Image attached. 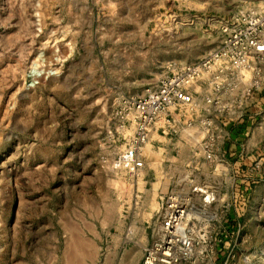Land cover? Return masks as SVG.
<instances>
[{
    "label": "rangeland",
    "instance_id": "374dc122",
    "mask_svg": "<svg viewBox=\"0 0 264 264\" xmlns=\"http://www.w3.org/2000/svg\"><path fill=\"white\" fill-rule=\"evenodd\" d=\"M263 6L0 0V264H107L111 237L143 258L139 248L157 238L164 200L141 196L135 177L112 169L130 135L128 104L215 49L220 19ZM33 63L44 76L28 89ZM253 159L258 171L264 146ZM263 198L253 203V223H264ZM257 236L264 241V231ZM111 258L118 264L120 254Z\"/></svg>",
    "mask_w": 264,
    "mask_h": 264
},
{
    "label": "crops",
    "instance_id": "0c3cea01",
    "mask_svg": "<svg viewBox=\"0 0 264 264\" xmlns=\"http://www.w3.org/2000/svg\"><path fill=\"white\" fill-rule=\"evenodd\" d=\"M253 68L256 71L248 75L226 74L222 92H213L203 83L193 87L195 105L170 109L142 149L143 168L135 183L143 189L136 190L162 202L169 193L178 194L207 232L206 242L197 247L190 264H264V241H257L264 223H253L250 216L256 196H264L263 161L258 171L253 168L254 148L264 146L257 136L264 132V57ZM254 83L256 88L247 97ZM132 114L127 141L134 136L133 110ZM202 121H210L209 128ZM210 136L214 143L206 159L203 144ZM206 196L213 200L207 202ZM263 203L264 198L261 208ZM160 208L161 213L163 204ZM157 212L150 217L157 218ZM150 217L143 221L150 223ZM129 223L140 225L137 220ZM110 244L107 264H114V254H120L118 264H141L139 251L125 249L121 238L111 237ZM149 245L147 241L139 249L144 253Z\"/></svg>",
    "mask_w": 264,
    "mask_h": 264
},
{
    "label": "built area",
    "instance_id": "2783aa9c",
    "mask_svg": "<svg viewBox=\"0 0 264 264\" xmlns=\"http://www.w3.org/2000/svg\"><path fill=\"white\" fill-rule=\"evenodd\" d=\"M222 38L219 45L194 64L185 65L169 76L161 77L142 95L132 99L129 107L135 113L134 136L118 153L112 169L123 170L131 177L143 168L142 149L149 134L170 109L193 107L191 89L206 84L213 92L224 90L225 75L253 71L254 64L264 57V6L257 11L235 14L219 20ZM28 89L38 85L32 74ZM257 85L254 83L253 86ZM250 94L247 90L246 96ZM207 103L211 101L206 100ZM165 122L169 118L164 119ZM209 128L210 121H202ZM213 137L203 144L206 159H210ZM207 202L212 201L208 196ZM207 240V232L187 200L176 193L164 198L163 213L157 238L144 250L141 264H190L196 249Z\"/></svg>",
    "mask_w": 264,
    "mask_h": 264
},
{
    "label": "bare ground",
    "instance_id": "6f19581e",
    "mask_svg": "<svg viewBox=\"0 0 264 264\" xmlns=\"http://www.w3.org/2000/svg\"><path fill=\"white\" fill-rule=\"evenodd\" d=\"M31 74L35 78H43L44 72L39 68L38 63H33L32 68H31Z\"/></svg>",
    "mask_w": 264,
    "mask_h": 264
}]
</instances>
